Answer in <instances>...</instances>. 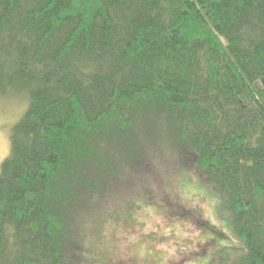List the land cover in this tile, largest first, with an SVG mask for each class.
<instances>
[{
  "label": "trees",
  "instance_id": "16d2710c",
  "mask_svg": "<svg viewBox=\"0 0 264 264\" xmlns=\"http://www.w3.org/2000/svg\"><path fill=\"white\" fill-rule=\"evenodd\" d=\"M13 94L0 264H81L95 218L166 167L231 211L242 250L215 264H264V0H0Z\"/></svg>",
  "mask_w": 264,
  "mask_h": 264
},
{
  "label": "rangeland",
  "instance_id": "374dc122",
  "mask_svg": "<svg viewBox=\"0 0 264 264\" xmlns=\"http://www.w3.org/2000/svg\"><path fill=\"white\" fill-rule=\"evenodd\" d=\"M27 106L23 94L0 98V165ZM173 159L182 163L178 154ZM142 169L139 178L150 176ZM135 189L90 224L81 264H215L242 250L230 228L231 211L200 174L166 167L156 170L148 191Z\"/></svg>",
  "mask_w": 264,
  "mask_h": 264
}]
</instances>
